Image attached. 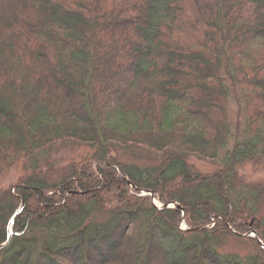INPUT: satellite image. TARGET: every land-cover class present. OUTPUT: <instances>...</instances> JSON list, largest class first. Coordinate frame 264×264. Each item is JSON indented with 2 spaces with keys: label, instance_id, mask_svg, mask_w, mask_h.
<instances>
[{
  "label": "trees",
  "instance_id": "1",
  "mask_svg": "<svg viewBox=\"0 0 264 264\" xmlns=\"http://www.w3.org/2000/svg\"><path fill=\"white\" fill-rule=\"evenodd\" d=\"M243 161L264 167V0H0V264H264L217 247L224 220L264 244Z\"/></svg>",
  "mask_w": 264,
  "mask_h": 264
},
{
  "label": "rangeland",
  "instance_id": "2",
  "mask_svg": "<svg viewBox=\"0 0 264 264\" xmlns=\"http://www.w3.org/2000/svg\"><path fill=\"white\" fill-rule=\"evenodd\" d=\"M241 100V98H240ZM235 99H231V102L229 104V114H230V121L234 123V104ZM240 130H244L243 122L241 123V128ZM80 151L81 150H71V149H63L60 151L58 158H59V166L60 168L65 167L67 164L71 163L72 161H76L80 158ZM121 161L124 162H133V163H138L141 166H145V162H138L135 160H131L130 158H121ZM189 164L193 168V171L195 173L203 174V173H211L214 170H217L220 167L219 163L214 164V162H207L204 159L198 158V157H193L189 160ZM59 174H61V171H58L57 173H54V177H58ZM236 177V182H235V196L237 197H242V196H247L249 194H252L256 189L259 187L264 188V167H258V166H253L252 163L250 162H241L236 166V171L234 172L233 178ZM18 178V173L16 172H11L6 175L0 174V191L1 190H6L10 186H12L16 179ZM131 190L132 187H130ZM145 195H149L151 197V204L153 207H155L158 210H163L162 205H160L154 197L151 195V193L141 191L138 197H142ZM170 204H168L169 208ZM166 208V209H168ZM170 208H175V207H170ZM94 217L97 218L98 221H103L107 219V215L104 213H95L93 214ZM226 227L231 231L229 235H225L222 242L217 245L218 250L221 254L225 255H233L236 257H246L248 255H257L258 252L257 250L251 246L249 242H247L246 238H254L256 239L254 235V232H250L247 234H240V233H235L231 227L228 225V223L224 220ZM214 221L211 219V224L208 226L209 229L214 228ZM207 227V228H208ZM178 228L183 231V232H188L190 231L189 227L186 226L184 223V219L180 222L178 225ZM10 236V232H9ZM242 238H241V237ZM260 240V239H259ZM9 241V240H8ZM261 241V240H260ZM262 243V241H261ZM263 244V243H262ZM261 246V245H260ZM118 261H120L122 264L126 261H128V256L123 258L122 254L118 255L117 258ZM115 260V263L117 262ZM128 263V262H127Z\"/></svg>",
  "mask_w": 264,
  "mask_h": 264
},
{
  "label": "water",
  "instance_id": "3",
  "mask_svg": "<svg viewBox=\"0 0 264 264\" xmlns=\"http://www.w3.org/2000/svg\"><path fill=\"white\" fill-rule=\"evenodd\" d=\"M170 207H175V208H178V209L180 208V206H179L177 203H171L170 206H169V208H170ZM166 208H168V205L162 206L161 209H166ZM254 235H255V234H254ZM255 237H256L257 242L261 245V248L264 250V244L261 243V241L259 240V237H258V236H255ZM9 239H10V236H9V238L7 239V242H6V243L0 245V249L3 248V247L8 243V240H9Z\"/></svg>",
  "mask_w": 264,
  "mask_h": 264
}]
</instances>
